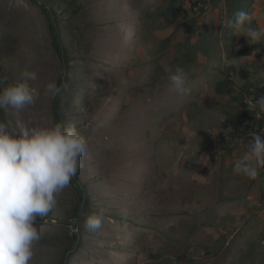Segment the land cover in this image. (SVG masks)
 I'll use <instances>...</instances> for the list:
<instances>
[{"label":"rangeland","instance_id":"obj_1","mask_svg":"<svg viewBox=\"0 0 264 264\" xmlns=\"http://www.w3.org/2000/svg\"><path fill=\"white\" fill-rule=\"evenodd\" d=\"M35 1L0 0V80L36 72L37 102L20 118L56 121L58 104V121L87 137L78 176L88 202L71 221L78 198L70 183L36 219L43 238L32 264H264V167L255 180L233 171L250 138L226 122L240 101L225 86L217 91L224 73L252 58L236 50L264 52V40L249 44L242 34L264 30V0L187 11H166L169 0H49L68 58L53 46L44 0ZM238 4L251 23L234 29ZM165 66L183 70L186 95ZM232 72L233 95L245 96L247 81ZM49 81L62 86L54 99ZM11 118L0 111V120ZM92 213L103 221L96 231L84 226ZM74 223L78 240L66 251Z\"/></svg>","mask_w":264,"mask_h":264},{"label":"clouds","instance_id":"obj_2","mask_svg":"<svg viewBox=\"0 0 264 264\" xmlns=\"http://www.w3.org/2000/svg\"><path fill=\"white\" fill-rule=\"evenodd\" d=\"M250 23V14L240 10L230 27L244 28ZM242 34L249 44L264 40L262 29L247 27ZM164 70L174 89L186 95L183 70L168 66ZM36 80V72L28 69L21 70L12 83L0 80V111L14 117L0 120V264H32L34 245L43 238L35 221L57 207V196L77 175L88 150L87 137L74 124L20 118L22 110L37 102V92L30 84ZM45 91L54 99L62 86L49 81ZM259 108L264 110V99ZM259 167H264V136L253 132L249 152L235 163L233 171L255 180ZM102 222L101 216L92 213L84 226L96 231Z\"/></svg>","mask_w":264,"mask_h":264},{"label":"trees","instance_id":"obj_3","mask_svg":"<svg viewBox=\"0 0 264 264\" xmlns=\"http://www.w3.org/2000/svg\"><path fill=\"white\" fill-rule=\"evenodd\" d=\"M33 2H36L35 0H31ZM44 4L48 7L50 15L53 16V21L55 22L54 27L52 28L51 23L49 24L48 28L50 30V35L53 40V46L57 53L59 55H63L64 58H68V54L64 48L60 47V33L59 29L57 28L58 25H56L57 19L56 15L57 12L56 10L50 5L49 0H44ZM219 0H169V3L167 5L166 11H171L177 9H183L187 11L186 7H188L189 10L192 8H200L202 10H205V8L209 7H216L218 5ZM42 11L48 16L46 13V10L40 6ZM244 7V9H243ZM247 5L244 4H238L237 11L240 10H245ZM49 17V16H48ZM234 18V15H233ZM232 18V19H233ZM256 47V46H255ZM255 47L248 48V49H243V50H236V53H239L245 57L246 59H249V57H252L250 61L246 64L247 67H244V65L239 66V68L232 67L231 69L235 72V74L238 72V78L243 79V82L247 81L245 83L246 88L243 87L245 93V96H235L233 95V87L229 81H234L233 78L230 76L233 74L232 70L226 74L228 78H225V73H224V78L220 79L219 82L217 83V91L221 93V88L225 86V91L228 95H232V98L235 101H240V105L242 106L241 111L238 113H234L231 116H226V122L229 123L230 128H232V131H237L240 132V134L245 135L247 137L252 138V133L257 132V134H261L264 136V110H261L259 108V102L264 99V84H261V81L264 83V78L262 77H256L255 79V74L259 70L260 72H264V68H259L261 62H264V52L263 53H258L256 52ZM61 48V49H60ZM238 54V55H239ZM254 68V69H251ZM68 66L65 68L66 73H67ZM264 75V74H262ZM66 76V75H65ZM60 81V80H59ZM58 81L57 85L60 86V82ZM242 81V80H241ZM230 84V85H229ZM238 84V83H237ZM246 97V99H244ZM252 102L254 107H250L249 103ZM55 111L60 110L59 105H54ZM53 111L56 121L59 119V115ZM76 183V184H75ZM73 189L77 192V203L74 205L73 208V215L70 217V220H76L78 216V211L80 210V202L82 203H87L88 202V195H87V189L84 186V184L80 181V178L77 175L73 178L71 182ZM82 200V201H81ZM84 207V205H83ZM82 208V207H81ZM52 220L57 221L56 217H51ZM68 226L71 225L70 221H66ZM73 225H76L77 231L80 227H78V224L74 223ZM72 225V226H73ZM75 233V232H74ZM77 234H73L70 237L71 244L66 248V251L69 249V247L76 241ZM77 247V246H76Z\"/></svg>","mask_w":264,"mask_h":264},{"label":"water","instance_id":"obj_4","mask_svg":"<svg viewBox=\"0 0 264 264\" xmlns=\"http://www.w3.org/2000/svg\"><path fill=\"white\" fill-rule=\"evenodd\" d=\"M40 5L46 10V13L48 14L49 16V19H50V22H51V27L53 28L54 27V24H53V20L50 18V12H49V9L48 7L43 3V2H40ZM63 70H64V67H62V70H61V73H60V76L61 78H63ZM76 184V183H75ZM72 228L76 231L75 233L77 234V228H76V225H73ZM78 239H76L77 241ZM72 248V247H71ZM70 248V249H71Z\"/></svg>","mask_w":264,"mask_h":264}]
</instances>
